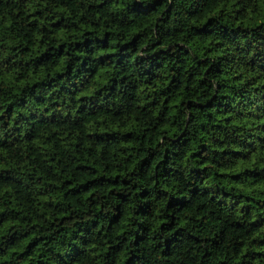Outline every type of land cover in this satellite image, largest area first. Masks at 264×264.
<instances>
[{"label":"clouds","instance_id":"9594fccd","mask_svg":"<svg viewBox=\"0 0 264 264\" xmlns=\"http://www.w3.org/2000/svg\"><path fill=\"white\" fill-rule=\"evenodd\" d=\"M253 38L264 0H0V264H260Z\"/></svg>","mask_w":264,"mask_h":264},{"label":"trees","instance_id":"16d2710c","mask_svg":"<svg viewBox=\"0 0 264 264\" xmlns=\"http://www.w3.org/2000/svg\"><path fill=\"white\" fill-rule=\"evenodd\" d=\"M246 55H248L250 58H252L253 62H255L256 59H260V60H264V39H256L253 38V43L250 44V46L247 49ZM9 111H11V108H9ZM255 114V113H253ZM262 209H264V206H262ZM218 215H222L220 213H218ZM228 227L224 228L220 235L226 240L228 237V234L231 230V221H228ZM237 227L239 228H244L243 225H237ZM251 227V226H249ZM245 234L247 233L248 229L244 228ZM38 241H35L32 243V245L30 246V249L27 251V255H32L33 251L36 249L37 245H38ZM254 244L256 243L255 241L253 242ZM260 245L264 246V241H260ZM238 251V249H237ZM144 255L146 257H148V253L145 251ZM253 255H255L257 258L260 259V264H264V253H254ZM150 259V258H149ZM29 264H31V262H29ZM36 264H49V261L45 258H43V254H41L40 256L37 257L36 259Z\"/></svg>","mask_w":264,"mask_h":264}]
</instances>
